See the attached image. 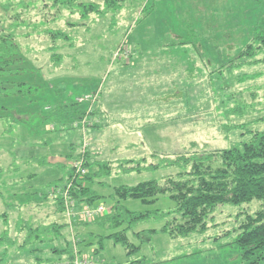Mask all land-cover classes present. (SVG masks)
Returning a JSON list of instances; mask_svg holds the SVG:
<instances>
[{"label": "rangeland", "instance_id": "rangeland-1", "mask_svg": "<svg viewBox=\"0 0 264 264\" xmlns=\"http://www.w3.org/2000/svg\"><path fill=\"white\" fill-rule=\"evenodd\" d=\"M96 1L103 9L101 1ZM124 1L113 17L109 12L102 17L93 13L81 20L76 10L51 9L47 0H0V38L5 33H12L21 55L37 70L30 81L37 88V94L27 98L29 104L25 102L27 99L20 101V107L16 108L19 113L14 112L10 119L13 123V119H22L26 125H22L18 132L4 135H1L0 126V164H11L14 159L18 165L22 164L18 167L27 180L26 185L38 188L39 196L48 194L54 183L60 184L65 174L72 175L71 164L77 158L72 157L77 156L80 143L78 132L71 126L80 123L71 118V113L74 109L83 111V115L90 111V105L78 103V99L99 84L104 87L101 99L107 96L112 114L106 119L109 120L105 126L107 130L100 134L107 147L102 157L119 163L147 158V164L159 167L124 173V168L129 166L123 165L121 170L117 168V174L99 179L103 181L100 186H92L103 198L94 202V208L99 204L108 208V196L114 188L132 187L152 180L160 183L163 178L174 177L179 172L189 173L191 166L185 165L183 159L229 149L234 144L248 142L254 133L264 132V0ZM56 32L66 34L69 40L53 41L51 33ZM166 34L179 39L176 41L172 35L168 38ZM131 39L139 43L138 56L135 50L134 55L129 53L131 46L128 41ZM168 40L183 44L181 46H185L187 51L182 68L174 71L172 68L180 65L183 57L181 52L160 48L169 44ZM125 41L128 44H124ZM249 46L251 50L247 49ZM117 47H121L119 53L114 52ZM143 51L148 52L141 56ZM249 54L253 55L250 57ZM137 57L144 59L134 66V70L119 74V67L122 69L127 59L137 61ZM114 59H121L119 66L114 64ZM162 70L172 74L160 75L164 73ZM106 73L110 74L109 79L102 81ZM111 79L113 81H109ZM177 79L182 81L180 87H177ZM167 80L176 81L177 85L167 86L166 91H171V94L160 95L165 86L151 81ZM154 93L159 95L151 101ZM147 97L151 98L147 100ZM2 99V102L7 101ZM72 103L76 106L73 107ZM115 105L123 109H114ZM9 108L12 112L16 110L12 105ZM63 119L76 122L69 125L71 129L65 127L61 130L58 122ZM88 120L93 124L96 119ZM115 120L121 123L111 124ZM46 128L50 131L44 134ZM45 137L53 142L37 145V140L42 141ZM91 137L94 138L93 135ZM70 143L74 150H69ZM58 157H63V161ZM83 157L87 171H97L95 160L88 154ZM168 158L184 166H173ZM41 159L45 164H32V160ZM87 162L90 167H87ZM58 164L65 165L66 173ZM211 164L215 168L220 165V160L213 159ZM104 169L105 166L99 169L100 174ZM187 177L180 178L183 181L192 179L189 175ZM122 206L134 212H167L175 207L168 197H160L149 205L130 200ZM2 211L0 207V213ZM258 213H264V201L240 206L223 205L207 218L206 231L201 234L171 239L159 232L152 236L150 244L141 247L140 255L146 258L142 264H244L233 243L240 226L247 222L248 217L254 218ZM31 216H36L35 221L45 223L49 220L44 219L45 216L50 215L43 217L41 213H33ZM17 217V214L9 213V226H13ZM180 218L181 215L177 214L167 217V221L176 219L178 223ZM161 226V221L152 220L137 228L158 230ZM85 231V228L80 229L83 234ZM35 233L38 237L37 230ZM65 233L70 243L71 260H74L79 236L69 230ZM69 235L73 237L70 239ZM94 245L97 246L96 243ZM104 246L101 257L105 264H120L127 260L120 247L113 248L108 243ZM56 248L60 260L54 264H68L62 251L63 243L56 244ZM20 260L12 253L2 259L4 264L6 261L10 264H35L34 261ZM251 264H264V255Z\"/></svg>", "mask_w": 264, "mask_h": 264}, {"label": "trees", "instance_id": "trees-1", "mask_svg": "<svg viewBox=\"0 0 264 264\" xmlns=\"http://www.w3.org/2000/svg\"><path fill=\"white\" fill-rule=\"evenodd\" d=\"M100 1L103 9H101L100 2L96 0H47L51 9L76 10L81 20L87 19L88 15L93 13L101 16L108 15L109 12L113 17L115 16L113 14L119 11L124 4L123 2H125L124 0ZM131 32L132 30L126 35L125 39L130 36ZM166 35L168 38L172 35L176 41L179 39L178 36L173 34ZM51 38L53 41L58 39L69 40V37L61 32L51 33ZM132 40L134 39L128 41L131 46L130 55H134V50L137 51L139 44L138 41L134 40L132 42ZM128 42L125 41L124 44H128ZM167 43L169 44L161 45L160 48H169L176 52H181L183 57L180 65L173 67L172 71L178 69V67L182 68L187 53L185 46H181L183 44L179 42L174 44L171 40H168ZM121 47H117L114 52L119 53ZM247 49L251 50V47L249 46ZM146 52L148 51L140 52L141 56ZM138 54L137 51L135 55L138 56ZM18 55L20 56L16 58ZM121 59H114V64L119 66ZM143 59L138 57L137 61L133 58L127 59V62L123 63L124 67L122 66V69L119 67V74L122 75L125 70V72L130 69L134 70V66L138 65ZM131 60H133L132 63ZM262 62L264 63V58ZM162 71L164 73L160 75L170 76L172 74V72H169L168 75L166 70ZM36 72L34 65L21 55L20 46L15 41L14 35L5 33L0 38L1 135L18 132L19 127L26 125V122H23L22 119H20L21 121L13 119L15 123L11 122L10 119L13 118L14 112L19 113L16 108L20 107L22 100L30 98V95L37 94V88L30 82L32 81L31 76L36 75ZM109 76L110 74L106 73L102 81H108ZM185 81H187L186 78ZM2 98L7 101L2 102ZM25 102L29 104L30 101L27 99ZM9 105H12L13 109L17 111H10ZM72 105L75 107L76 103H72ZM82 115L83 111L77 112L74 109V113H71V118L80 122L86 116V113ZM74 119L73 121L76 122ZM63 120L62 124H59L61 130L65 127L74 129L69 126L74 123L73 121ZM86 154L89 155L88 152ZM152 156L155 157L154 155ZM75 157L73 156L72 158L75 159ZM213 159H219L220 165L214 168L211 164ZM168 160L173 166H184L176 160L169 158ZM183 161L185 165L191 166L189 173L185 172L183 174L179 172L174 177L163 178L160 183L152 180L132 187L119 186L114 188L113 192L108 196L110 206L107 208L109 211L104 217L88 223L72 221V224L76 225H74L71 233L79 236L77 250L74 249V254H76L74 260H71L70 243L67 242L64 236L67 231L64 224L58 225L54 222L48 225L35 224L32 218L25 220L18 215L16 220L13 221V226H9V213L14 209L18 210L29 206L32 202H37L38 198L34 197L38 196V193L27 194L26 192H20L22 190L20 187L21 181L14 180V177L21 180L18 176L21 174L19 167L22 164L18 165L16 163L17 160L15 161L14 159L13 163L9 164L8 162L4 166L0 164V203L5 208L4 212L0 213V264H4L2 259H5V256L8 258L11 253L13 256H21L20 259L22 260L19 262L34 261L35 264H44V262L54 264V262L60 260V255L56 248V244L60 242L64 245L62 251L66 254L68 264H74L75 260L84 258H87L93 264H99L102 261H98V259L104 251L106 243H111L114 248L120 247L124 251L127 260L120 264H142L146 258L140 255L141 247L145 244H150L153 235L161 232L171 239H182L194 233L201 234L204 230L206 231L207 218L217 207L223 205L240 206L252 201H264V132L254 133L248 142L234 144L229 149L196 156L189 160L183 159ZM147 162V158H142L134 164V167L124 168L123 172H142L143 170H155L159 167L157 164H147ZM39 163L45 164L43 160L38 161ZM128 163L132 162H125L124 165L128 166ZM90 166L87 162V167ZM104 166L106 169H104L103 174H100L99 169L104 168ZM95 167L97 171H93V173L87 171V174L82 179L72 180V175L65 174V178L60 179V184L54 183L53 187L49 189L55 191L57 188L65 187L69 182H72L70 194L76 202V208L93 207L94 202L99 201L103 196L94 190L92 185L95 180L110 177L112 174L111 167L106 163L96 162ZM185 175H189L192 179L183 181V177L188 178ZM65 182L66 184H64ZM97 184L100 185V183ZM40 197V203L47 200V197L42 195ZM160 197H168L173 201L174 209L167 212H160L159 210L134 212L122 206L124 202L130 200H137L144 205H149L156 202ZM49 198L53 202L57 214L62 216L64 211L61 198L59 196ZM177 214L181 215V222L176 223V219H172L171 222L167 221V217ZM152 220L161 221L162 226L158 230H138L137 226ZM90 226L91 228L94 227L97 235H93L91 232L84 235L80 232L81 228L86 229ZM35 230L38 231V237ZM50 231L51 234H49ZM239 231L233 244L239 251L241 262L251 264L262 254L264 255V213H258L254 218L248 217L247 222L245 221L240 226ZM91 236H93V240L89 239ZM69 237L71 239L73 236L69 235ZM95 243L97 246L94 245ZM70 260L71 262H69ZM5 264H10V262L6 261Z\"/></svg>", "mask_w": 264, "mask_h": 264}, {"label": "crops", "instance_id": "crops-1", "mask_svg": "<svg viewBox=\"0 0 264 264\" xmlns=\"http://www.w3.org/2000/svg\"><path fill=\"white\" fill-rule=\"evenodd\" d=\"M151 82H159L160 85H162V86L164 85L165 86V89L162 88L160 90V95L171 94V91H166L168 85H170L169 88H172V87H174L177 84H178L177 87L178 86L180 87L182 85V81H178L177 84H175L176 81H151ZM103 88L104 87L99 84L95 88L86 91V92H88V94H92V93H97L98 94L97 95V101L95 102V104L93 106L94 111L92 112V114L89 117L90 119H93V118L96 119L95 122H93L94 125L92 124V126L90 128H88L85 132H82L80 129H74V130H76L78 132V135H79V143L80 144L78 145L77 152L78 153L80 152V150L82 148V142L85 140V142H86V152L89 153V156H91V158L94 159L95 162L108 164L111 167V169H113L112 170V174H111V175H113V174H117V171H118L117 168L121 170V165H124L125 162H132V163H128V166L132 167V166H134V164L137 161H139V159H137V161H135L133 159H128V160H123V161H121L119 163L117 160H112V159H109V158H106V157H102V155L104 153L103 150H105L107 147L102 142V140L100 138L101 137L100 134H102V132L107 130V128H105V126L107 124H109V120L106 121V119L111 118L110 116L112 115V114H110L109 106L107 105V101H108L107 96H106L105 99H101V93H102V89ZM148 95L149 94H147V96ZM158 95H159L158 93H154V96L153 97L151 96L152 97L151 101H154V99L156 100ZM151 97H149V98L147 97V100L150 99ZM114 109H117V110L121 111L123 109V107L115 105ZM120 117H123V116H120ZM117 119H122V118H117ZM104 122H108V123H104ZM58 123L62 124L61 121H59ZM115 123H116V125H119L121 123V121L120 120H115L111 124H115ZM47 131H50V130L48 128H46L44 134H46ZM110 131H113V130H110ZM60 135L63 136V132L62 131L60 132ZM92 135L94 136V138L91 137ZM52 142L53 141H51L50 138H46L45 137L44 140H42V141L41 140H37V145H42V144L47 145V144H50ZM72 149L74 150V147H72V144L70 143L69 144V150H72ZM78 153H77V155H78ZM58 158H59V160L62 159V161H63V157H58ZM32 161L34 162L32 164H35L36 162H38L40 160H32ZM51 163L55 164L53 161H51ZM58 165H60L59 168L64 173H66L65 165L64 164H58ZM18 177H20L21 180H18L16 177H14L15 178L14 180L21 181L20 187L22 188V190L20 192H23V193L26 192L27 194L38 193L39 192L38 188L32 189V186H27L26 185V181L27 180L24 178V175L22 173ZM108 178L109 177H107L106 179H108ZM98 180L99 179L95 180V183L93 184L94 186L98 185L97 183L103 182V181H98ZM98 186H100V185H98ZM47 191H48V189H47ZM41 195L43 197H47V200L40 203V198L41 197L38 194V196L34 197V198H38L37 202H32L29 206L20 208L18 210L14 209L10 213L17 214V215H19V217H22L25 220H30L32 218V220L34 221L33 223H35V224H42V225L46 224V225H48V224L53 223V222L58 224V225L64 224L66 230H69V231L73 232L72 230L74 229V226L72 224V220L70 218H68L64 212L62 213L63 214L62 216L57 214V210L55 209V207L53 205V202L51 201V199L49 198L47 193L46 194H41ZM0 207H2V209H3L2 212H4L5 208L3 207V205L1 203H0ZM33 213H36V214L37 213H41V214H43V217H44L45 214L48 215V216L50 215L49 217L45 216V218H44V219H49V220L47 222H45V223L40 221V220L39 221L38 220L35 221L34 219H35L36 216L35 217L31 216ZM21 214L22 215L31 214V215H29L27 217V216H21ZM37 219H39V218H37ZM10 229H11V227H10ZM85 230H86L85 233L91 232L93 235H97V231L94 229V227L91 228V226H90V227L86 228ZM89 239L93 240V236H91ZM108 244L112 245L111 243H108ZM20 255H21V253H20ZM98 261H102V262H99V264H105L106 263V261L102 259L101 255L99 256Z\"/></svg>", "mask_w": 264, "mask_h": 264}, {"label": "built area", "instance_id": "built-area-1", "mask_svg": "<svg viewBox=\"0 0 264 264\" xmlns=\"http://www.w3.org/2000/svg\"><path fill=\"white\" fill-rule=\"evenodd\" d=\"M97 93L87 94L83 98L78 99V103H87L90 105V111L86 112V116L79 122L80 124L74 125L73 128L80 129L82 132H85L88 128L92 126L90 122V115L93 112V106L97 101ZM90 122V124L88 123ZM79 125V126H78ZM86 154V142L85 140L82 142V148L77 158L72 162V180L74 179H82L87 174V169L84 166L85 158L83 155ZM72 188V182H69L65 187H59L55 191L53 189L50 190L49 195L59 196L62 200L63 211L68 218L72 221L77 222H93L98 218L104 217L108 213V209L103 205H99L97 208L94 207H82L77 209L75 206V200L71 197L70 191ZM74 264H93V262L88 261L87 258L82 260H75Z\"/></svg>", "mask_w": 264, "mask_h": 264}]
</instances>
